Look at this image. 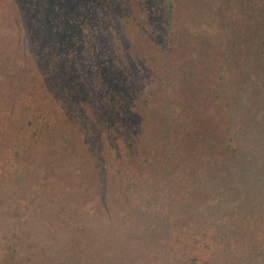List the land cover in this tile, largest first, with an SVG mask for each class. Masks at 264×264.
<instances>
[{
	"label": "rangeland",
	"instance_id": "rangeland-1",
	"mask_svg": "<svg viewBox=\"0 0 264 264\" xmlns=\"http://www.w3.org/2000/svg\"><path fill=\"white\" fill-rule=\"evenodd\" d=\"M168 1L0 0V264H264V15L244 0H172L181 50L161 71L139 56L150 59ZM87 16L97 21L85 28ZM163 75L179 80L173 101L157 90ZM114 103L123 123L84 129L80 107ZM135 109L154 140L167 131L168 155L114 141L126 170L110 161L111 178L80 138L116 136ZM236 155L253 162L249 186L230 180L238 162L222 167Z\"/></svg>",
	"mask_w": 264,
	"mask_h": 264
},
{
	"label": "trees",
	"instance_id": "trees-1",
	"mask_svg": "<svg viewBox=\"0 0 264 264\" xmlns=\"http://www.w3.org/2000/svg\"><path fill=\"white\" fill-rule=\"evenodd\" d=\"M244 4L248 5V4H252L250 7L254 10V12H259L260 14L264 15V0H244ZM165 13L166 15H168V18L166 20V24H163L161 25V38L160 39H152L151 41V44L148 45L150 47H147L145 48V51H147V49L150 48V53H147L148 56L150 57L149 58H142L143 55H140V62L143 64V66L148 63L149 66L152 68V67H156V63H158V67H160V70L162 71L163 69V64H162V58L165 60L169 57V54L170 52L173 51V55L174 56H179L180 54V50L181 48L180 47H176V49L174 50V46H176L177 43H175V37L176 36V32H174V28L176 27V21L174 20V7H173V3H172V0H169L168 2H166V7H165ZM192 13L194 14V12L196 11L195 9L191 10ZM129 17V15H127L125 17V20H127ZM97 20H95L93 17H86L84 20H83V23L84 24V27L86 28V25L87 26H92L94 23H96ZM115 21H120L118 18H115ZM144 29V31H146V34H148L147 32V29L145 28V25L143 24L142 27ZM263 32H264V29H263ZM174 35V36H173ZM95 42H93V44H91L89 46L90 49H95ZM205 48L207 49V47L205 46ZM172 49V51H171ZM122 50V49H121ZM124 50L125 51H128V52H132L134 50H136V45H132V44H129L127 47H124ZM113 58L116 59V61H119V56L117 54H113ZM161 58V59H160ZM160 59V60H159ZM170 60H168L169 62ZM217 61H220V58H218ZM226 61L228 60H224V62H218V63H214V65L216 66L217 64H219V67L220 69L222 68H226ZM210 64V63H209ZM176 65L173 64L172 65V68H175ZM162 68V69H161ZM225 72H223V75H224ZM171 81L175 82L178 84L179 80L177 78H173L171 79ZM170 81V78H166L165 75H163L162 77L160 76V78H158V86H157V90L159 93L163 94V98L166 99V100H172L173 98V93H171V91L173 90V87L175 86L173 82ZM176 95V94H175ZM212 97H216V95H214L212 92L208 93V96L207 98H212ZM89 99L87 100L86 103H89L88 102ZM173 101V100H172ZM190 102V101H189ZM114 107V112L109 114L107 112H105V110L101 111V112H94V109L89 107V109H83V108H79L80 109V113L82 115V117H85L83 119L80 120V122L85 125L84 126V129L87 130L88 127H102L103 129H106L109 124L112 122V120H115V121H120V119H125V117L123 116L122 112L120 111V108L118 107V105L116 103H114L113 105ZM169 107V106H168ZM164 108L163 109V113H162V117L163 119L167 120L171 117L170 113L173 112V108ZM143 108V107H142ZM141 109V108H140ZM140 109H135L136 112L135 114L137 115L138 114V117H137V122L133 125L131 124V126H128L127 129L122 127L119 128L120 129V132H118V134L116 136H113L111 134H108V133H104V134H100L99 136L97 135V138H94V135L89 137V138H80L82 139L81 141V144L83 147H86V148H95L96 146V152L95 155H97V158L99 159V163H100V170H106L107 171V174L112 178L114 175V177H118L119 175L116 174V173H111L109 172L110 171V161L112 162V164H116L117 165V168L116 169V172L119 173V174H122L125 172V168L124 166H118V164L116 163V160H118L117 158H115L114 154L112 153L113 150H112V145L111 143L114 141H117V140H121L120 141V146L119 147H116L115 150H118V149H122V150H126V153L128 154L130 151H132L134 149V147H136L139 151H141L142 153H147V151L150 152V149H157V148H160V157H164V156H167L168 155V144H166V138H167V131L166 132H163L161 135H159L155 140L153 139V137H151L147 130L145 133V129H148L147 127L144 128L143 127V121L141 119V110ZM165 111V112H164ZM68 113V112H67ZM67 113H63L61 111H59V115L61 117H66V118H69L68 116H70L69 114ZM102 116L104 117V119H102ZM170 116V117H169ZM43 117H45V114H43ZM121 119V123H123V120ZM161 119V120H163ZM30 123H32V121L30 120L29 121ZM116 122V123H118ZM169 127V126H168ZM43 126H38L37 129L34 130V134L32 135V139H33V143H34V146L35 145H38V143L40 142V137H39V133H37L38 131L41 130V132H43ZM170 129L171 126H170ZM48 135V138L52 141L54 140L55 138H57V128L54 127V126H51L50 129H48L47 131H45ZM155 137V136H154ZM47 138V136H46ZM146 139V140H145ZM123 140V141H122ZM125 140H127V142H125ZM228 144H231L230 140L227 141ZM152 143L153 147H150V144ZM159 145V146H158ZM39 147H43V144H41ZM238 156V155H236ZM217 158H215V160L213 161V163H218L220 162L221 160H219L218 156H216ZM240 156H238L237 158L235 159H228V160H225V162H223V169L226 170L227 168V165H230V162H233L234 164L237 163V166L235 169H231V170H228L231 174V179L234 182H237V181H241L242 180V183L244 182V184L246 186H249V184L252 183L253 181V168L251 169V166L250 163H253V162H248L246 161L245 164H241V161L239 159ZM150 158V156H145L144 158V161H147L148 159ZM21 159V158H20ZM19 159V160H20ZM101 159V161H100ZM10 164H11V167H14L16 168L17 167V162H16V159L15 158H12V160L9 161ZM180 162V160L178 159L177 160V163ZM183 163V162H181ZM181 163L179 164L178 167H180ZM122 164V163H121ZM153 166V165H151ZM125 169V170H123ZM148 169H151L150 166H148ZM193 171L195 172V169H193ZM194 172H191V174H194ZM190 173V172H189ZM120 177V176H119ZM234 177V178H233ZM235 177L236 180H235ZM128 178L130 179V177L128 176ZM234 179V180H233ZM129 181V180H128ZM189 184L190 186L193 185V182H194V178L192 177L190 179L189 177ZM222 183L223 180H222ZM241 183V184H242ZM134 184L137 185V182L135 181ZM235 187L236 186V183L234 184ZM234 186H233V189H234ZM246 195H252L251 192H248ZM190 196L188 197V200H190ZM246 198V197H244ZM249 200H247V202L242 206L241 209H243V211H248L249 213H252V208H253V203L249 202ZM214 208V206L212 207ZM211 208V209H212ZM217 206L215 205V208L214 210H217ZM213 214V213H212ZM160 216H163L162 214H160ZM247 217V216H245ZM244 218V217H243ZM199 218L197 219H193L191 222H194L197 226L196 229H199L201 228V224H199L200 220H198ZM261 250V253L264 252V248H259ZM172 251V250H171ZM153 252H155L153 255L154 256H158L159 258L161 257V253L160 251H156V250H153ZM174 253H177V251H172ZM71 256H72V253H71ZM174 257V256H173ZM67 258V257H65ZM69 258V257H68ZM166 260V259H165ZM171 260V259H170ZM162 262L164 263V261L162 260ZM172 263H176L175 260H172ZM206 264H212L209 260L205 262ZM11 264V263H9ZM178 264V263H176ZM181 264V263H180Z\"/></svg>",
	"mask_w": 264,
	"mask_h": 264
}]
</instances>
